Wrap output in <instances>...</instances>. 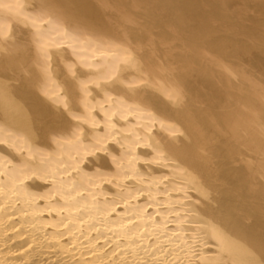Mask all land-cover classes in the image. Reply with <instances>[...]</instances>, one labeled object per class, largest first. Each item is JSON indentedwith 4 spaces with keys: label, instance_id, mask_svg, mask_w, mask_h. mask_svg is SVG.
Returning <instances> with one entry per match:
<instances>
[{
    "label": "bare ground",
    "instance_id": "1",
    "mask_svg": "<svg viewBox=\"0 0 264 264\" xmlns=\"http://www.w3.org/2000/svg\"><path fill=\"white\" fill-rule=\"evenodd\" d=\"M0 264H264V0H0Z\"/></svg>",
    "mask_w": 264,
    "mask_h": 264
}]
</instances>
